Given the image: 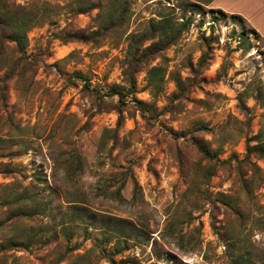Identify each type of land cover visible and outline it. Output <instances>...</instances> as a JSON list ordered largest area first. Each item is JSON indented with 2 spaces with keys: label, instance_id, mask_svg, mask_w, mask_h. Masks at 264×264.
Returning <instances> with one entry per match:
<instances>
[{
  "label": "rangeland",
  "instance_id": "374dc122",
  "mask_svg": "<svg viewBox=\"0 0 264 264\" xmlns=\"http://www.w3.org/2000/svg\"><path fill=\"white\" fill-rule=\"evenodd\" d=\"M7 1L51 18L28 31L24 54L11 45L0 58V264H239L246 253L264 264L254 20L225 0H132L124 23L93 39L106 0ZM162 15L188 27L150 54L140 41Z\"/></svg>",
  "mask_w": 264,
  "mask_h": 264
},
{
  "label": "trees",
  "instance_id": "16d2710c",
  "mask_svg": "<svg viewBox=\"0 0 264 264\" xmlns=\"http://www.w3.org/2000/svg\"><path fill=\"white\" fill-rule=\"evenodd\" d=\"M50 0H47V3ZM61 1V0H58ZM108 1V10L102 16L100 15V27L99 29L93 31V39L99 37H106L110 35L109 33L116 28L120 27L126 19H128V15L131 9L132 0H106ZM0 58L3 55H6L7 48L13 46L14 50L19 54H24L28 45V31L41 24L42 22L49 20L51 18L50 15H45L41 13V10L37 8V6H21L14 5L7 0H0ZM59 4V3H58ZM103 4V3H101ZM101 4L99 6H101ZM31 7V8H29ZM85 5H77L73 6L72 10L79 12H86ZM188 27V23L185 21H175L168 15H162L159 19H151L146 32L143 34V38L140 41L142 44L144 41H152L150 45L145 48V51L150 54H157L159 51L166 49L168 46L176 42V40L182 35L183 31ZM79 36L81 40H88L91 37L89 35H73ZM142 37V35H140ZM129 38L133 40L130 42L128 48V60L131 66L132 61L137 60L136 55L139 53L140 48L139 44L135 42V35H131ZM133 48H135L133 50ZM144 52V51H143ZM6 64L0 66L2 68ZM13 70V69H12ZM85 77L84 75H80ZM157 78L152 74L150 76V83L156 84ZM113 93H118L123 96L120 91L114 90ZM140 104H143L142 108H144L145 103L138 101ZM250 150L258 153L261 157L264 158V140L260 139V141L255 145H250ZM199 150L205 157L210 159H214L217 157L214 153L208 151L202 145H199ZM214 173V171H213ZM211 173V174H213ZM25 198L24 195H21L19 199ZM226 201V200H225ZM14 215H36L37 212H33L25 209L15 208L12 212ZM1 224V223H0ZM116 233L120 236H125L128 238H140V234H135L132 229L127 231L125 228L123 229V225H119L116 227ZM109 231H107L108 233ZM106 237V235H105ZM18 243L17 241H15ZM237 242V240H236ZM251 257L250 253L239 254L237 255L236 261L237 263H247L252 264L249 261Z\"/></svg>",
  "mask_w": 264,
  "mask_h": 264
},
{
  "label": "crops",
  "instance_id": "0c3cea01",
  "mask_svg": "<svg viewBox=\"0 0 264 264\" xmlns=\"http://www.w3.org/2000/svg\"><path fill=\"white\" fill-rule=\"evenodd\" d=\"M230 5L243 13L244 16L250 18L254 25L259 27L264 33V0H225Z\"/></svg>",
  "mask_w": 264,
  "mask_h": 264
}]
</instances>
